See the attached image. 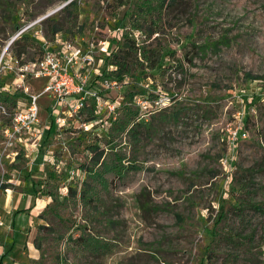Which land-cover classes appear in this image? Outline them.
I'll return each instance as SVG.
<instances>
[{"label": "rangeland", "instance_id": "1", "mask_svg": "<svg viewBox=\"0 0 264 264\" xmlns=\"http://www.w3.org/2000/svg\"><path fill=\"white\" fill-rule=\"evenodd\" d=\"M66 4L0 0V93L8 99L0 106V182L8 185L0 189L3 264H264V217L235 210L248 194L264 204V0H175L159 33L147 38L132 32L136 42H151L162 52L158 70L122 82L101 73L116 41L131 33L133 9L115 0H77L76 22L67 24L61 13ZM53 17L65 39L82 46L95 42L99 56L87 89L97 97L88 101L96 120L87 122L85 110L68 116L63 109L56 125L50 98L43 95L32 135L1 157L4 129L28 106L9 69L13 39L32 24L30 32L47 35L46 20ZM41 52L31 50L23 59L36 60ZM44 85L24 83L31 94ZM133 93L145 103L136 118L145 125L138 147L126 133L115 140L108 134L112 121L134 105ZM242 118L248 138L239 140L227 171L221 164L229 153L227 129ZM94 147L107 157L120 151L123 165L142 168L122 178L107 175L106 188L95 184L101 199L96 212L80 199ZM69 189L77 190L75 198ZM14 219L19 238L8 253ZM250 232L256 236L248 247ZM79 236L97 239L104 251L94 254L69 240Z\"/></svg>", "mask_w": 264, "mask_h": 264}, {"label": "trees", "instance_id": "2", "mask_svg": "<svg viewBox=\"0 0 264 264\" xmlns=\"http://www.w3.org/2000/svg\"><path fill=\"white\" fill-rule=\"evenodd\" d=\"M67 4L61 10V13L67 15L65 22L67 24L76 22L77 17L73 16L72 9L77 7V0H63ZM118 7H124L129 5V9H133L130 15V23L127 28H130V32L123 35L121 41H116V45L103 60V70L101 76H105L114 82H122L126 77H132L134 80L139 78L140 74L148 73L158 70L162 62V52L158 49L152 48V44L146 43L145 41L136 42V39L132 36L133 31L139 33H146V37L150 38L162 30L163 24V13L168 7L174 3L175 0H115ZM47 24V35L46 39L51 40L57 34H62V25L56 21V17L48 18ZM50 38V39H49ZM31 50L35 52H41V45L36 40L32 33H24L20 38L16 39L11 45V52L13 56L20 61V63L34 61L23 59L24 56L29 55ZM174 54V52H173ZM250 80H258V77H254L250 74L246 75ZM146 91H141L140 95H145ZM138 93L130 94V100L132 101ZM8 99L3 98L0 93V106L3 107ZM10 105L15 108L16 101L9 100ZM132 107H125L122 114L116 117L109 129L110 140L118 139L120 136L126 133L129 139L133 142L135 147H138L141 142L142 129L145 128L144 123L136 121V118L140 115L141 109L136 106L134 101ZM85 112L88 113L86 119L87 122L93 123L96 120L94 116V108L88 106L85 108ZM179 115L173 114V120H177ZM0 123H2V117L0 116ZM8 125V124H7ZM3 124L0 125V128ZM92 153H96V157L92 161V165L86 170V177L82 183V189L80 191V199L83 206H90L89 209L92 212L99 211L101 199L96 194L95 184L100 185L101 188H106L108 181L106 176L113 174L115 178H122L129 172H138L142 168L133 162H129L128 165H123V155L118 151L112 149V156L107 157L104 151H98L99 149L94 147L91 149ZM20 155L18 157L20 158ZM8 185L1 184L0 189L6 190ZM72 197L77 196V190L69 189L68 191ZM54 203L56 198L53 194L49 195ZM237 212L243 214L247 211H252L254 214L264 217V204L256 202L250 198L249 194L246 198L241 199L240 203L235 208ZM19 211L18 213H21ZM17 213V214H18ZM13 237L8 253L13 252L18 242V233L15 230L14 223L12 222ZM45 229V227H42ZM251 233V234H250ZM248 237H245L246 246L255 239V233L250 232ZM228 239L231 242H235L237 239H233L232 235H228ZM73 242H81L82 248L90 250L94 254H100L103 252L105 245H102L97 239L93 237L79 236L75 239L70 238ZM237 243V242H236ZM7 254H3L0 258V264H3V260Z\"/></svg>", "mask_w": 264, "mask_h": 264}, {"label": "built area", "instance_id": "3", "mask_svg": "<svg viewBox=\"0 0 264 264\" xmlns=\"http://www.w3.org/2000/svg\"><path fill=\"white\" fill-rule=\"evenodd\" d=\"M33 26L34 24L24 27L13 39L20 38L24 33H32V36L39 41L42 52L40 57L34 61L20 63L14 56H11L8 61L9 69L14 70L16 74V87L28 96V106L15 112L10 125L4 129L6 141L1 157L7 149L16 148L17 144H21L23 135H32L31 132L38 124L40 113L38 101L41 96L46 95L50 98L49 109L56 119V125L62 122L59 115L63 109L68 116L78 115L89 106V99H97L96 94L92 93L91 89H87L89 69L96 65L99 56L95 42L88 41L82 46L65 39L61 34L48 40L40 30L30 32ZM2 59H0V64ZM28 79L45 82L41 92L29 93V88L24 86ZM104 82L108 83L107 80ZM96 83L98 84L99 81ZM134 100L138 106L145 108V103H141L139 98L135 97ZM227 132L229 153L221 159V164L228 171L239 140L248 138L244 119L236 121L232 127L227 129ZM25 146L28 145L25 144ZM26 148L21 150L26 151ZM16 155L12 153L13 157Z\"/></svg>", "mask_w": 264, "mask_h": 264}, {"label": "crops", "instance_id": "4", "mask_svg": "<svg viewBox=\"0 0 264 264\" xmlns=\"http://www.w3.org/2000/svg\"><path fill=\"white\" fill-rule=\"evenodd\" d=\"M19 215H22V214H19ZM24 215V214H23ZM18 216V215H17ZM16 216V217H17ZM16 220H18V219H14L13 221H11V224H12V222L14 223V227H15V230H16V232L18 233V236H19V231H20V227H18V224L16 223ZM11 227H12V225H11ZM12 230H13V228H12ZM13 232V231H12ZM13 234V233H12ZM12 237H13V235H12ZM12 243V242H11ZM11 246V245H10Z\"/></svg>", "mask_w": 264, "mask_h": 264}]
</instances>
